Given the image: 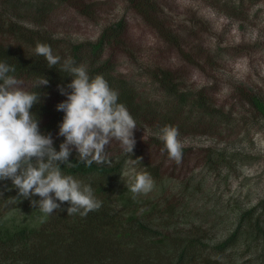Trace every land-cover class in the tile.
Segmentation results:
<instances>
[{
  "label": "trees",
  "instance_id": "obj_1",
  "mask_svg": "<svg viewBox=\"0 0 264 264\" xmlns=\"http://www.w3.org/2000/svg\"><path fill=\"white\" fill-rule=\"evenodd\" d=\"M89 1L0 0V61L15 66L12 75L23 81L25 90L40 94L41 101L31 112L39 121L41 133H51L57 151L65 138L59 136L64 113L56 106L66 99L58 86L66 87L72 81L70 74L61 70L68 57L77 65L85 64L91 77L103 75L118 91V102L126 105L136 120V130L151 129V135L143 141V149H136V143L132 156L113 140L108 148L110 165L93 163L89 167L78 163L75 150L69 161L76 166L61 165L64 173L90 184L101 201V207L87 216H68L67 202L61 204L64 211L44 214L32 207L30 199H12L18 196V190L11 180L0 181V264H220L222 260L230 264H264V222L256 215L258 208L239 211L213 201L212 211L209 198L203 196L206 181L219 180L221 173L230 171L239 163L240 153L183 147L177 162L169 158L166 150L161 151L163 142L155 135L161 127L173 125L178 126L181 137L220 136L223 142V131L234 127L233 115L237 111L232 107L227 110L206 95V86H184L188 74L184 81V75H180L183 68L144 63L138 75L120 70L115 51L126 46L128 11L152 25L166 45L186 53L183 46L188 45L180 41L183 33H173V18L156 0H124L122 15L103 27L94 41L67 42L50 30L53 17L65 6L77 7L89 18L104 9V1ZM243 3L227 0L218 4L231 15L242 17ZM196 27L192 24L194 32ZM37 42L49 44L53 54L61 57L60 64L49 68L45 58L35 53ZM188 50L189 55L184 56L189 58L192 53L200 54ZM211 65L216 67L213 61ZM44 78L49 84L40 86ZM235 94L236 102L243 103L242 108L248 109L251 118L264 124V98L242 87L236 88ZM138 158L142 161L130 162ZM191 161L201 167L196 174L195 169L189 170ZM130 167L137 173H149L155 184L169 187L164 186L155 197L152 191L134 194L130 186L137 173L130 181L124 178ZM173 187L180 188L181 199L176 203L169 201ZM31 199L39 201L40 197ZM13 205L15 212L26 211L25 215L19 218L21 213L17 212L10 218L1 214ZM261 208L264 210V205ZM218 224L227 230L215 239L212 231ZM254 250L253 257L247 258ZM213 254L216 259L211 258Z\"/></svg>",
  "mask_w": 264,
  "mask_h": 264
},
{
  "label": "rangeland",
  "instance_id": "obj_2",
  "mask_svg": "<svg viewBox=\"0 0 264 264\" xmlns=\"http://www.w3.org/2000/svg\"><path fill=\"white\" fill-rule=\"evenodd\" d=\"M97 1L105 2L104 9L93 12L92 18L82 14L74 6L61 8L50 23V30L67 42L96 40L103 27L117 20L124 12V0H90L88 3ZM221 1L227 0H156L161 9L173 18V33H183L180 41L188 45L183 46L186 53L177 47L166 45L156 35L152 25L143 23L133 12L128 11L126 20H129V32L126 34V46L116 48L115 58L122 72L133 71L136 75L144 63L170 66L173 69L183 68L180 75H184V81L188 74L187 85L184 86H206V95L219 105H224L227 110L232 107V110L238 112L233 115L236 121L234 127L223 131L222 136L226 139L223 142L219 141L222 138L220 136H180V139L185 141V148L212 147L240 153L239 163L234 164L230 171L221 173L219 180L206 181V193L203 196L209 198L212 211L213 201L219 202L220 207L228 206L239 211L257 207L256 215L264 222V210L261 208L264 205V124L253 120L248 109L242 108L245 107L243 103L239 104L235 99L236 88L241 87L253 90L264 98V0H243L244 7L241 10L245 13L242 17L233 16L230 11L223 9L218 4ZM192 24L197 25L195 32ZM188 49L191 52L192 49L199 51L200 54L192 53L191 58L184 56L189 55ZM131 54L133 58H130ZM212 61L215 68H212ZM150 130H135V139L138 141L136 149L144 148L143 141L151 135ZM189 165V170H196L195 174L201 170L200 165H194L193 161ZM188 166L184 165L185 168ZM136 173V169L130 167L124 178L130 181ZM204 175L207 176L206 173ZM129 184L127 182V186ZM164 186L167 185L154 183L150 190L154 192L153 197L159 195ZM179 190L180 188L173 187L170 202L176 203L181 199L178 197ZM5 211L1 214L10 218L17 212L21 213V218L26 212H15L14 205ZM185 221L186 219L182 220V224ZM217 226L212 231L215 239L221 238L227 230L221 224ZM210 247H213L211 242ZM254 254L255 250L247 258ZM211 258L216 259L217 255L213 254ZM230 263L227 260L220 262Z\"/></svg>",
  "mask_w": 264,
  "mask_h": 264
},
{
  "label": "clouds",
  "instance_id": "obj_3",
  "mask_svg": "<svg viewBox=\"0 0 264 264\" xmlns=\"http://www.w3.org/2000/svg\"><path fill=\"white\" fill-rule=\"evenodd\" d=\"M35 53L45 58L49 68L61 62L47 43L37 42ZM61 70L68 72L72 81L66 87L58 86L66 99L56 106L64 113L59 136L65 138L57 151L51 133H41L39 121L31 112L41 101L40 94L25 90L23 81L12 75L15 66L0 61V181L11 180L18 190V196L12 199H30L32 207L44 214L64 211L61 204L67 202L68 216H87L101 207V201L90 184L64 173L61 165L76 166L69 161L73 150L78 163L89 167L93 163L110 165L108 148L113 140L132 156L137 124L126 105L118 102V91L103 75L91 77L87 66L77 65L71 57L63 61ZM39 84L46 86L49 81L44 78ZM155 135L163 142L161 151L166 150L170 159L179 162L185 141L180 139L178 126L165 125ZM140 161L142 158L130 162ZM153 186L151 175L142 171L135 175L130 191L146 193ZM35 196L40 197L39 201L31 199Z\"/></svg>",
  "mask_w": 264,
  "mask_h": 264
}]
</instances>
